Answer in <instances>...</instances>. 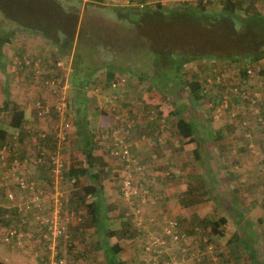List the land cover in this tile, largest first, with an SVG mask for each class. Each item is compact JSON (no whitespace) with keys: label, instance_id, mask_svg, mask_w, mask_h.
<instances>
[{"label":"rangeland","instance_id":"obj_1","mask_svg":"<svg viewBox=\"0 0 264 264\" xmlns=\"http://www.w3.org/2000/svg\"><path fill=\"white\" fill-rule=\"evenodd\" d=\"M83 1L79 4L80 11L76 31L80 29L84 32V30L89 28V25L85 26L84 18L87 14V10L85 12H82ZM105 3L109 2L106 1ZM28 4L29 3L23 1L22 5H19L20 9L27 10ZM208 8L209 7H207L206 9ZM120 10L124 11L125 8L121 7ZM45 11L46 10L44 9L43 13ZM99 11L100 10H98V12ZM22 16L26 19L31 20L34 15L27 11H24L22 12ZM39 16L40 14L38 13V16L35 20H38L41 17ZM111 16H113V14ZM88 18L89 21L97 22L101 20L103 23H106L103 20L102 15L100 14L97 16L96 20L93 19L94 17ZM17 22L18 23H14L12 29L15 26H18V24H20L19 21ZM108 24L111 27H114V30L116 31L119 30V26H121L122 28L132 26V24L128 21H124V18H122V20L117 19L116 21L110 22ZM101 25L103 24L98 23L95 26L97 27ZM159 26H163V24ZM199 26H197L196 24L186 25V23L176 24L175 30H173V34L171 33L169 37H167L168 39H165V42L167 41V45L164 51H167L169 54L172 52V50H167L168 48L171 49L173 47H177L179 49H184L186 47H189L190 43H193L190 45L195 48L198 42L200 40L204 41L208 35L207 31L205 30V27ZM137 27L138 30L136 31H140V33L131 35L136 37L132 42H129V45L127 46L128 49H125V51L119 53L120 56H122L121 58L119 56L118 58L113 59L117 64L120 65V69L116 71L128 74V78L126 77V82L120 85L119 91L115 94L118 96H116V99H114L115 101L113 102V107L115 110L110 109L108 105L107 98L110 93V90L107 89L105 86L102 87L95 85L92 89L88 90V95L89 97L91 96L89 109V120L91 123L90 127L98 133L102 132V130H106L107 127L110 126L109 123L111 121H108L109 118H107V116L112 117V115L115 114L117 115L119 121H122L128 117H131L133 119V126L131 129L130 137V148L132 151H134L132 149L133 146L139 149L140 153H136L137 157L144 158V161L142 163H148V168L152 171V173H155V175L149 173L146 169V166L144 170L153 176V183L157 184L158 189L161 188L160 193L157 196V203L151 206H147L146 208L141 210L139 216L142 217V215L146 212V209L151 211L149 212V215L153 216L152 219L155 218V220H158V216L160 215L174 216L185 231L190 233V231L192 230L193 233L196 231V228L197 231H199L200 233L205 232L209 235L211 234L213 237L220 235L218 234L219 230L216 229V233L215 229L211 228L208 223L214 221L220 215H224L225 217H227L228 221H230L229 215H238L240 212H244V214L248 215L249 219L253 221L252 224L255 225L253 226V229H257L258 231L264 232V161L261 162L263 156L262 151L264 150V144H262V142L264 143V139L262 138V136L264 135V127L259 125L261 128L259 129L258 124L255 122L256 120L260 123H264V118L258 116V105H255L251 109L253 113L251 112V115L248 114L249 116L242 115V111H238V108L235 107L240 106L243 110L249 109L247 105V97L241 96L239 94H234L232 91V88L238 84L236 83L238 81L236 77V64L228 63V66L226 65V67H221L224 71H222L220 76L218 74V80H216L215 78V80L213 79L211 81L207 76L212 74V68H215L213 64L211 62H208L207 59L203 58H198L192 61L190 60L181 67L182 75H180L179 83L176 86H174L171 90L169 88L164 87L160 88V85H154L153 83L151 84L149 82L150 79H148V77H154L155 69L153 62L149 61L144 53H148L147 47L152 48L155 45L162 47L166 43L163 44L157 37L155 25L149 24L148 27H146V24L138 23ZM159 30L160 27L158 31ZM132 33L136 32L132 31ZM12 34L14 36H11V40H8V42L4 43L1 47L0 82L4 84V87L7 88L8 96L10 97V99H12L13 96L16 94L19 95V92L21 91L20 87L22 86V84L24 87L28 85V88H26V90L31 89V92H27L26 94H24L22 101L25 100V97L26 99L29 98V100L25 101L24 108L29 110L28 117L30 118V122H33V125L28 126L30 127L31 133H27V136H21L22 138L19 137V134L17 138H15L16 133H14L11 129L6 130L5 139L11 141L12 145H14V150H9L8 147L6 148V150L2 148L4 149V151L1 149L2 157H0V161L1 163L2 161H4L7 164L8 158L12 156V154H17L16 157L12 161H10V164L4 165L5 171L8 175L13 163H18V170L20 172L21 169H23V172L24 170L27 172V170L35 168L32 165L34 164L33 162L31 163V165H28V163L24 162L25 158H22V156L20 157L19 155L24 154L26 152L28 153V156H30L33 151H37L36 149L32 150V148H34L33 145L38 140V137L36 139L35 135L37 133L50 131V126L48 125L50 119L36 114L35 109L32 106V100L39 99L44 102L52 103L53 100H56L61 96H66V94L68 93L67 83L63 84L64 81H62V83H59L60 86H58L59 79L56 78L57 76L59 77V75L61 74L64 75L65 79L70 73L69 69V71L65 70L67 71L66 73L57 69H52L51 71L45 73L43 77H38V83L34 81L30 82V74L28 70H26V72H28L29 76L24 73L23 70H18L15 67L17 66L16 61L22 54L26 52L25 54L31 55L36 60L38 58H41L42 52L47 53V58H50V60L52 61L56 60L55 58L59 56H61L62 58L67 57H63L62 55H60L55 50V46L49 43L46 39L43 40L46 44L49 43L48 46H50V48L41 50L39 49L40 51H38V45L35 44L34 46L27 43L25 36L30 33H28V31L25 29H21V27L14 28ZM148 35L151 37L149 41L147 39ZM143 36L145 38H143ZM127 37L124 36L123 39ZM199 48L200 51L204 50V48L202 47H198L197 49ZM182 49L181 51H183ZM140 52H142V54H140ZM150 52L151 51H149V53ZM61 57L57 59H61ZM67 59L70 62V58ZM99 59L101 58L97 56L96 62ZM121 59L123 61H121ZM157 62L159 63L160 61L157 60ZM41 65V70L45 71V67L42 62ZM245 65H247V67H251L250 69L252 73L253 70L256 69L253 65H251V63H245ZM125 66H127L128 69L125 68ZM202 68L205 69V73H202V71L200 70ZM104 69V67L99 68L95 72V74H98V76H103ZM129 70H131V74L129 73ZM163 71L164 73L166 72V74L169 75L172 72V69L167 68ZM14 72H16L17 74H15ZM134 72H136L137 74H134ZM228 72L230 74L229 76L227 75ZM144 75H146L147 77L145 78ZM195 75L200 76H196L197 78H206L205 83L203 85L206 91L208 90V87L210 88L213 83L217 85V82L221 81L219 87H211V94L208 95V93H206L205 91H201L202 98L199 100V102L194 108L200 113V116L198 118L200 123H208L215 132H217V128L221 125L228 132V137L226 139L222 138L221 143H227L225 151L228 160L231 163L227 165L226 169L222 171V173L228 174L229 171H231L230 173L234 175L242 174V180L240 178L241 181H238L237 179L235 180L234 177L233 179H230L233 181L231 187L226 186V188H221L222 186H225V179L221 177L222 173L219 175V178L215 180V182L211 181L212 179L210 178H204L203 173H200V178L193 177L192 179H190V175H197L198 170L204 172L207 169V166H210L212 169H214V176H217L220 173L217 169V163L213 162L218 159L217 151L221 150V147H219L220 143L208 145L206 147L197 145L199 157L191 158L192 155L190 153V146L183 147L181 144L176 142L174 134L168 135V131L165 130L172 129L173 131V122L175 121L177 116H172V119L168 122H165V126L160 127V129H154L153 122L152 124H150L153 116L151 118V116L149 115V110L152 109V106L156 103V101H159V103L163 101L161 95H165L163 96L165 97V99L168 98L170 99V101H174L175 105L179 103H184L187 107H190V101L186 96V88L184 81L193 77L195 78ZM257 75L260 78V80L258 81L259 84L257 85V83H254L255 85H249L250 88H243V91L244 94L246 92L256 93L253 95H256L258 97L261 96V98H264V73L262 75L258 74L257 72ZM45 80H47L48 83H43V81ZM53 81L56 82L57 85H53ZM154 86L159 88L160 90L155 88ZM41 91H43L45 95L47 94L49 98H43V96H41ZM34 93H36L35 96ZM225 94L228 96L230 106L228 105L227 108L223 109L220 113H218L217 117H215L214 115V118L212 116L213 104H216L219 95L223 96ZM94 107L96 108L95 113L93 112ZM169 108L170 106L168 105L162 106V113L165 114L169 110ZM234 110L236 111L232 112ZM185 112H191V110L187 108ZM231 112L232 114H230ZM52 114L50 115V118ZM7 117L8 114L1 113L0 120L3 122H7ZM163 118L165 119V117ZM163 118H160L159 122H163L161 120ZM253 118L255 120H253ZM26 119L28 118L26 117ZM70 120H72V118H70ZM241 122L244 126L241 125ZM167 123L169 126L167 125ZM25 125H27V123H25ZM38 125H42L43 128L33 130V126L37 127ZM165 132L167 133V135H165ZM72 137L73 135H71V137L69 138V144L72 140ZM152 137L155 138L156 141H153L154 139ZM131 138L134 139L136 144H131ZM95 146H97V149L99 150L97 151V154L100 155L99 157H101L102 163H105L103 170L108 174V176H106L107 178H103L102 183L103 188L105 189H102L101 191V194L103 195L105 203L107 205V216L109 219L107 226L110 227V229L122 226L126 231V236L135 238L140 245H143L144 242L148 240L149 236L154 233V230L152 229L151 225H148V213L146 214V217L143 215L142 218L144 219H142L140 223H137L135 221L131 209L128 208L127 205L120 200L117 192L116 176L120 173L119 163L116 162L113 157H110V155L106 153L104 154L102 151H100V149L98 148L99 144H95ZM67 151L70 152L71 150L67 149ZM4 154H6V156ZM65 157V163L68 166L72 165L77 167L82 164V160L80 159L77 151L68 153L67 155H65ZM152 158H160L159 163H157L156 161L157 164L153 162L152 164L155 165L150 166L149 164ZM247 161H252V164L247 163ZM208 170L210 169L208 168ZM23 172L21 173L26 177V172L25 174ZM8 178L11 180L10 182L14 187L13 190L9 189V193L13 195L12 198L14 199L15 193L22 194V191L20 190L19 186L13 181L11 176H8ZM62 182L64 183V185ZM62 182L61 184H57V188L62 192L65 211L70 215V220L71 218L73 219V230L70 231L71 241L68 227V230H66L65 232H68L70 242L69 244L63 247L67 261H72V254L75 255L74 258H79V247H81L83 253L87 255L91 254L90 243L93 241L90 239L94 238L95 235L93 232L89 234V232L91 231V229L89 228L91 227V224L89 223V217L86 213L84 205L79 203L78 191H92L94 188L95 181L91 178L80 177L77 182H72V180L70 179H65ZM159 184H161V186ZM41 186L45 190H50V187H48L45 181L42 182ZM171 187L173 188L171 189ZM175 187H181V190ZM240 187H242L244 191L248 190L250 191V193H253L252 197H254L253 199L256 203L251 206V210L247 205L248 202H250V197L247 198L243 196L241 198L240 194L242 193H240ZM53 190L55 189L53 188ZM155 191L158 190L155 189ZM6 194L8 197V191ZM88 195L89 194H87L86 196L87 200L91 198ZM162 195L163 197L161 199ZM188 199H191L188 204L182 203V200L186 201ZM259 199L260 202H258ZM22 200L23 199L21 198L19 200V203ZM167 201H169V203L173 205V208H175L174 210L172 208L163 210L164 207H162L161 204L167 203ZM229 201H231L232 203H230ZM244 205H246L245 209H242L241 211L240 208L244 207ZM226 206H228L229 208H227ZM213 208H219V210L216 209L215 211H212ZM5 210L7 211L6 216H4L5 212L3 210L0 212V219H3L0 221V236H4L5 232L7 233V228L9 226L14 225L16 227V224L20 222L16 219V213L12 212V207H9ZM8 210H11L10 212L12 213L8 212ZM31 223L36 225V223H34L32 219ZM37 226H39L37 231H40V229L43 230L44 235H42V237L47 238L48 235L46 229L43 228V226L41 225ZM230 228V223H227L221 227L223 232L229 231ZM20 230L21 229H17L16 232L18 238L20 237ZM249 230L250 228H247L243 231L246 234H249ZM24 232L25 231L23 229V233ZM124 238L121 239L122 243ZM13 239H15L14 243L18 242L16 236H13ZM211 239L213 240V238ZM41 240L38 242V245L36 244L37 248H41ZM19 241L21 240L19 239ZM2 242L5 243L4 240ZM212 242L209 241V243L213 245L214 249H218L219 245H221L222 243L214 240V245ZM261 242L262 244L264 243V237L261 238ZM21 243L24 242L21 241ZM64 243H66V241H63L60 237H57V247ZM262 244L258 246V252L256 254L259 260V264H264V252ZM18 247H20L19 244ZM44 256L46 255H43V257ZM246 258L247 255L242 254L241 259L243 261L241 264L247 263L245 262Z\"/></svg>","mask_w":264,"mask_h":264},{"label":"trees","instance_id":"obj_2","mask_svg":"<svg viewBox=\"0 0 264 264\" xmlns=\"http://www.w3.org/2000/svg\"><path fill=\"white\" fill-rule=\"evenodd\" d=\"M23 1L29 3L27 10L20 9L19 5H22ZM82 1L83 0H0V56L1 47L4 43H7L8 40H11L13 29L16 27H21V29L27 30L30 34L32 33L34 35L43 37L49 43L55 46V50L60 55L70 58V73L68 75V82L66 80L68 93L65 96L67 105L69 107L67 106L65 116L68 117L69 115V117L72 118L70 122L71 129L74 130V141L72 144H69V138L72 135L69 134L68 143L65 145L67 148L64 147L61 149V152L67 155V149L72 151L77 149L81 152L84 163L83 165L81 164L77 167L72 165L68 166L65 163L64 169L62 171V178L57 182V184H61V182L65 179H70L72 182H77L80 177L91 178L95 181L92 191H78L79 203L84 205L86 213L89 217V223L91 224L90 226L95 228V232H93L94 235H98L101 238V240H99V242L101 241L100 244L96 245V247L100 248L103 253L104 264H119L118 254L123 248L121 239L126 236V231L122 226L112 229L107 226L109 220L107 216V205L103 195L101 194V191L103 189V178H107L106 176H108V174L103 170L105 163H102L101 157L95 155L94 153L96 144L94 137L96 132L90 127L91 123L89 120V109L91 96L89 97L88 90L92 89L95 85L102 87L105 86L110 90L108 96L116 99L117 95L115 94L119 91L120 85L124 84L126 80L124 83L117 85L115 88L111 87L110 80L121 75V72L116 71L120 69V65L117 64L113 59L118 58L120 56V52L128 49L127 46L129 45V42H132L136 37L131 35L140 33V31H136L138 30V23H144L146 24V27H148L149 24L155 25L157 37L163 44L166 43L162 47L157 45L153 46L152 48L147 47L148 53H144L147 59L153 62L155 69L154 77H148L151 84H158L161 86L160 88L164 87L171 90L179 83L180 75H182L181 67L190 60L192 61L198 58H203L211 61L215 67L212 68V74L207 76L206 73V76L211 81L213 79L215 80V78L217 79L218 74L220 76L222 71H224L221 67H226V65L228 66V63H230L236 64L238 78L242 79L239 81V83L240 85H243L244 82H246L245 78L247 75V69L251 68L247 67L245 63H253L264 57V10L259 9L257 0H197L195 5L192 6H182L179 4H176V6H169L170 3H162L157 4L156 6H150L145 3L146 0H128L130 3H135V5L131 3V6L138 7L137 9L139 13H135L134 11H131L130 7L127 5L122 6L125 8L123 11L120 10L121 6L107 4L105 3L106 0H84L82 12L87 10V14L84 19L85 26L89 25V28L83 32L80 29L76 31L80 11L79 4L82 3ZM207 7L209 8L206 9ZM44 9L46 11L43 13ZM98 10L100 11L98 12ZM24 11L34 15L33 18L29 20L23 17L22 12ZM38 13L41 17L39 16L40 18L38 17L39 19L35 20L38 16ZM99 14L102 15L103 20L106 23H103L101 20L97 22L89 21L88 17H94L93 19L96 20ZM112 14L113 16H111ZM122 18H124V21L126 20L131 23L132 26L122 28L118 25L119 30L116 31L114 30V27H111L108 24L110 22L116 21L117 19L122 20ZM17 21H19L20 24L12 29L14 23H18ZM98 23H102L103 25L96 27L95 25ZM178 23L204 26L208 35L204 41L199 39L200 41L195 46V48L190 45L193 43H190L189 47L184 49L181 48L183 51L177 47H173L171 49L168 48L167 50H172V52L168 54L167 51H164L167 45V41L165 42V39H168L167 37H169L171 33L173 34V30H175V26ZM161 24H163V26H159ZM159 27L160 30L158 31ZM132 31H135L136 33H132ZM124 36L130 37L123 39ZM143 38L145 37L143 36ZM150 38L151 37L148 35V41ZM198 47H202L204 50L200 51V48L197 49ZM149 51L151 52L149 53ZM140 54H142V52H140ZM25 55L29 56V54ZM97 56H99L101 59L97 60L96 62ZM121 57L122 56H120V58ZM157 60L160 62L158 63ZM121 61L123 60L121 59ZM239 62L243 63L240 64ZM101 67L105 68L104 73L103 76H98V74H95V72ZM125 68L128 69L127 66H125ZM167 68L172 69V72L169 75L163 71ZM24 70L26 71L27 69ZM200 70L202 73H205L204 68ZM250 72L252 71L250 70ZM45 73V71H42L39 77H43ZM129 73L131 74V70H129ZM263 73L264 69L258 70V74L263 75ZM134 74L137 73L134 72ZM196 76L197 75H195V78L193 77L184 81L186 96L190 101V107H187L184 103L175 105L174 101H170L168 98L165 99V97H163L165 95H161V98L163 99L162 102L159 103V101H156V103L152 106V109L149 110V115L151 118L153 116L150 124L153 122L154 129H160V125H163L166 122L163 117H166L168 114H172V116H177L173 125L178 136L188 142L196 139L194 136L197 133V128L205 125L204 122L200 123L198 119L200 113L194 108L202 98L201 91H205L209 95L211 94V87H219V84H221V81H218L217 85L213 83L206 91L203 86L206 78H197L200 76ZM29 77L30 82L33 81L32 76ZM144 77L146 78L147 76L144 75ZM56 79H60L58 86H60L59 83L65 81L64 75L61 74L59 77L57 76ZM243 93L244 92L242 91L241 87L237 86V90L234 94L244 96ZM4 94V99L0 105V112L6 111L4 114H8V119L7 122L0 120V141H4L5 147H8L9 150L13 151L14 145H12L11 141L5 139L7 130L6 128L11 129L14 133H16L15 138H17L18 134L19 137L27 136V133H31V130L30 127L25 126V122H23V107L20 109L12 100L7 99L8 93L6 87L4 88ZM221 97L222 95H219L216 104L220 103ZM43 98L48 99L49 97L46 94L43 96ZM248 98L249 102L247 105L248 107L250 106V110L253 108L251 107L252 105H258V116L264 118V98L253 95V93H249ZM34 100L35 99L32 101ZM216 104H213L212 113L216 107ZM164 105L170 106L169 110L165 114L162 113V106ZM187 108H189L191 112H185ZM95 111L96 108L94 107L93 112L95 113ZM56 116V113L52 114L48 122L50 131H52V126L57 120ZM160 118H163L161 119L163 122H159ZM253 120L255 119L253 118ZM255 122L258 124V126L260 125L264 127V123H260L256 120ZM207 125L209 124L207 123ZM241 125L244 126L242 122ZM260 126L258 127L259 129H261ZM108 128L109 126L107 129ZM165 130L168 131V135L172 134L170 129ZM39 134L40 133H37L35 135V138L37 139L38 137V140L33 145L34 148H32V150L36 149L37 151H33L35 153L32 152L30 156H28V153L26 152L19 155L20 157L22 156V158L27 159L26 162L28 165H31L33 156L38 153V149H44L45 152L54 149V135L52 133H45V136L40 137ZM206 134L208 135L207 132ZM153 139V141H156L155 138ZM198 142L196 141L195 143ZM1 149L2 144L0 145V157H2ZM194 152L196 154L194 158H198L199 156L197 149H195ZM132 154L135 159V165L142 167L141 173H133L136 178L138 177V179L134 178V181L132 180V184L141 189L143 188L152 190L154 178L151 174L144 170L145 166L142 163L144 158L137 157V155L133 152ZM262 154L263 156L261 162L264 161V150L262 151ZM16 155L12 154V156L8 158L7 164H10V161H12ZM32 165L34 167L45 165L46 174L42 178L47 181L46 184L48 187H53V175L49 170L46 157L44 163H34ZM121 166L122 165L120 164V173H123L124 170ZM130 167L131 171L133 172L132 165ZM204 173L208 176L211 175V171L208 169H206ZM119 174L116 176L117 179L120 177ZM193 177H195V175H190V179ZM197 178H199V176H197ZM34 187L36 189H43L39 182H36ZM86 193L91 197L89 200L86 199ZM118 195L120 196L119 190ZM155 195L158 196L159 192L155 191ZM22 196V199L26 200L27 196L24 191H22ZM190 201L191 199L186 201L182 200V203L188 204ZM62 204L64 206V201ZM126 205L129 208L127 203ZM24 218L25 217L23 216L22 219ZM226 221L227 218L221 215L216 220L208 224L216 231L217 226L224 224ZM244 221L246 224L249 222V220L246 218ZM13 227L19 229L14 225H11L7 228V231ZM240 236L241 235H239L238 232H234L227 238L226 245L233 258H237L239 255V243H242L243 247H247V245L244 243V239ZM48 240L49 239L46 238L47 247ZM108 241L110 242L108 243ZM69 242L68 236L66 243L61 244L59 247H57L55 244L56 257H66L63 246L69 244ZM198 247L201 249L200 244ZM243 251L246 252V254L249 252V250L246 248H244ZM47 253L42 254L41 260L44 258L45 262H49ZM43 255L46 256L43 257ZM206 257L207 254L204 253V255H202V260L204 261ZM218 257L223 264H226L223 261L222 256L218 255ZM249 257V264H258L254 260L253 253H250ZM70 264H74V262L70 261ZM196 264H198V262H196Z\"/></svg>","mask_w":264,"mask_h":264},{"label":"built area","instance_id":"obj_3","mask_svg":"<svg viewBox=\"0 0 264 264\" xmlns=\"http://www.w3.org/2000/svg\"><path fill=\"white\" fill-rule=\"evenodd\" d=\"M16 65L15 67L18 70L27 69L31 73L33 81L36 83L39 82L38 77L41 69L38 59H34L31 55H23L18 58ZM55 67L66 73L70 70L69 60L67 58H61L55 62ZM247 73H250V69H247ZM125 80L126 77L121 74L111 79L110 85L115 88L117 85L124 83ZM43 83H48V81L45 80ZM107 99L110 109L114 110L113 102L115 100L113 97L109 96ZM32 106L37 115L48 119H50L52 113L57 114V120L52 126V131L48 132L54 135V149L45 152L44 149L40 148L38 149V153L33 156L32 160L33 163H41L43 158L46 157L49 170L53 175V187H51L50 190L36 189L34 187L36 182L19 176L16 171V166L13 165L10 168L11 175L21 188V191H24L27 196L26 200H22L20 203L16 204V209L21 216H28L46 229L47 238L49 239L48 248L51 252L49 264H70L66 257H56L55 249L57 237H60L63 241L67 240L68 232L65 231L68 230L70 222V215L65 211L62 204L64 201L62 192L57 188V182L62 178V171L66 158L61 152V149L64 147L67 148L65 145L68 143L69 134H71V120L69 115L68 117L65 116L68 105L65 96H61L52 103L44 102L39 99L34 100ZM220 106H225V101H222ZM132 126L133 119L131 117L119 121L117 115H115L114 124L106 131L98 133L95 140L100 145L103 152L113 157L122 165L121 167L124 172L119 174L118 190L122 200L126 202L131 209L135 221L140 223V221L144 219L142 218L143 215L146 217L147 214V212H145L142 217H140V211L147 206L157 203V196L151 189H141L132 184V180L134 181V178H136L133 173L139 174L142 172V167L135 165V159L132 156L133 154L130 148ZM45 133L46 132H42L39 136L43 137ZM131 165L133 167V172L131 171ZM136 179H138V177ZM53 188L55 190H53ZM8 197L12 199L11 194H8ZM152 218L153 216L148 213V221L152 224L154 233L149 236L148 240L145 241L143 245H141L142 251L146 255L145 264H183L190 259L198 262V264H223L216 256H208V253L212 254L215 249L213 245L209 243L205 234L200 235L199 239L203 242L207 253L204 249L203 251L199 249L198 246L200 243L195 239L197 236L183 230L176 218L164 215L158 216V220ZM195 230L199 232L196 228ZM8 236H16V239H18V235L14 229L8 231ZM204 253L207 254V257L203 261L202 255H204Z\"/></svg>","mask_w":264,"mask_h":264},{"label":"crops","instance_id":"obj_4","mask_svg":"<svg viewBox=\"0 0 264 264\" xmlns=\"http://www.w3.org/2000/svg\"><path fill=\"white\" fill-rule=\"evenodd\" d=\"M106 1L109 2L107 4L115 5V6H121V7L125 6V5H127L129 7L132 4L135 5V3L131 2L132 3L131 4L130 2H128V0H106ZM196 1L197 0H146L145 3L150 5V6H152V5L156 6L157 4H162V3H170L169 6H176V4H179V5H182V6H184V5L192 6V5H195ZM210 1H216V0H210ZM257 4H259V9L264 10V0H257ZM25 38H26L28 44H31V45H34V46H35V44L38 45V47H37L38 51H40L41 49L50 48V46H48L49 43L46 44L45 41L43 40L44 38L39 36V35H34V34L32 35V33H31V34H27L25 36ZM46 55H47V53L42 52V56L41 57L47 59ZM208 62H211V61H208ZM239 63L242 64L243 62H239ZM251 65H253L256 69L253 70V73L251 72L250 74L246 75V78H245L246 82H244V84H243V87L245 89L246 88H250L249 85H255L254 83H257V85L259 84L258 81L260 80V78L258 77L257 72H258L259 69H264V57L261 58L260 60L256 61V62L251 63ZM23 72L26 73L29 76L28 72H26L24 69H23ZM14 73L17 74L16 72H14ZM121 74H124V73L121 72ZM227 75L228 76L230 75L229 72H228ZM124 76L128 78V74H124ZM236 77L238 79V81L236 83H238L239 81L242 80L241 78H238V74H237ZM66 80H68V77L65 78V81ZM216 80H218V79H216ZM0 85H1L0 86V105H1L2 101L4 99V95H5V94L3 95V91H4L5 87H4V84H2L1 82H0ZM26 88H28V85L24 87L23 84H22V86L20 87L21 91L19 92V95L18 94L14 95L12 99H10V97L7 96V99L12 100L13 102H15V104H17L20 109H21V107H23L22 108L23 114H24L23 122L27 123V125H25V126H29V125H33V122L31 123L30 122V118L28 117L29 110L24 108L25 107V101L29 100V98L26 99V97H25V100L22 101L23 95L26 94L27 92H31V89H29V90L27 89L26 90ZM31 88H33V87H31ZM41 92H42L41 96H45V93L43 91H41ZM253 94H256V93H253ZM35 95H36V93H34V96ZM34 96H32V97H34ZM260 98H261V96H260ZM21 102H23L24 105ZM235 107L238 108V111L239 110L242 111V115H244V116H249L248 114L251 115V112L249 110H243V109H241L240 106H238V107L235 106ZM235 111L236 110H234L232 112H235ZM5 112L6 111H1L0 114L1 113L4 114ZM232 112L230 114H232ZM113 115H112V117L111 116H107V118H109L108 121H111L109 123L110 126H112L114 124V121H115V114H113ZM26 117L28 119H26ZM171 119H172V114H170V115L168 114L165 117L166 122H168ZM230 121H231V119H230ZM43 124H45V123H43ZM216 124H218V123H216ZM167 125H168V123H167ZM163 126H165V124L160 125V127H163ZM216 126H218V125H216ZM42 128H43L42 125H38L37 127L33 126V130L42 129ZM6 129H8V128H6ZM170 131H171L172 134H174V137H175V140H176L177 143L181 144L183 147L190 146V153L192 155L191 158H194L195 155H196L194 150L197 149L196 148L197 144H198V146H205L206 147L208 145L220 143L219 147H221V150L217 151L218 159H216L215 161L211 160V161L217 163L216 164L217 165V169L219 170L220 173L217 176H214L213 175L214 169H212L210 166H207L206 168L207 169L209 168L211 170V175L208 176L204 172L198 170L197 171V175L199 176V178L201 176L200 173H203L204 178H210V179H212L211 181L215 182V180H217L219 178V175L222 173V171H224L226 169L227 165H229L231 163L228 160V157H227L226 151H225V149L227 147V143L224 142V141H223L224 143H221L222 138L226 139L228 137V132L221 125L217 128V132L213 131L211 126L207 125V124L198 127L197 128V133L194 136L196 139H194L193 141H189V142L185 141V139L183 140V138L181 139L178 136V134L175 131L174 125H173V131H172V129H170ZM95 132H96V134L98 133L97 131H95ZM206 132L208 133V135L206 134ZM230 132H232V131H230ZM71 134L73 135V137H72V140H71L70 144H72L73 141H74V130L73 129H71ZM165 135H167L166 132H165ZM263 136H262V138L264 139ZM94 138H96V135H95ZM196 141L197 142L199 141V142L195 143ZM1 144H2V148H4L6 150L4 141L3 142L0 141V145ZM96 144H98V143L96 142ZM131 144H136L134 139H132V138H131ZM262 144H264V143L262 142ZM98 148L100 149V151H102V148L100 147V145L98 146ZM4 149H2V150L4 151ZM132 149L134 151H132V150L131 151L134 152L135 154L136 153L137 154L140 153L139 149H137L136 147L133 146ZM75 151L78 152V155H79L80 159L82 160V165H83L84 159H83V156H82V154H81V152L79 150L75 149L73 151L71 150L70 152H68V151L67 152L68 153H72V152H75ZM97 151H99V150L97 149V146H95L94 153H95V155L100 156V155L97 154ZM103 153L105 154V152H103ZM4 155L6 156V154H4ZM156 161H157V163H159L160 158H157V159L156 158H152L150 160V164L149 165L150 166H154L155 164H157ZM116 162H117V160H116ZM153 162H155V164H152ZM247 163L252 164V161H247ZM5 164H6V162L2 161V163H1V161H0V212L3 210L5 212L4 216H6L7 215V211L5 209H7L9 207H12V210H13L12 212L16 213V219L20 221L19 223L16 224V227L21 229L20 230L21 232L19 234L20 237L17 240L20 239L24 243H21V241H18L17 243H14L15 239H13V237H9L8 236V231H7V233L5 232L4 236L1 235L0 236V264H49L50 257H51V252H50V249L46 246V238L42 237V235H44V231L41 230V229H40V231H37V229L39 228V226H37V225H39V224H37L35 221H34V223H36V225L31 223V218H28V217H25V219H22V216L20 215V213L16 209V204L19 203V200L23 197L22 194L21 193L20 194L15 193L14 199L13 198L10 199V198L7 197V194H6L7 191H8V194H10L9 193V189L13 190L14 187L12 186V183L10 182L11 180L8 178L9 175L5 171V166H4ZM241 164H243V163H241ZM144 166H146V169H147V171L149 173L155 175V173H152V171L148 168V163L144 164ZM233 167H232V169H233ZM22 170L23 169H21V172H23ZM240 170H242V169H240ZM25 172L26 171L24 170L23 173L25 174ZM230 172L231 171H229L228 174L222 173L221 177H223L225 179V181H224L225 186H222V187L220 186L221 188H226V186L231 187L232 186L231 184H232L233 181L230 180V179H233V177H234L235 180L236 179L238 181L242 180V174L234 175V174H231ZM45 174H46L45 165L44 166H35V168H32L31 170L30 169L27 170V172H26L27 176L26 177L36 181L37 183L39 182V184L42 185V182H44V181H45V183H47V181L42 178V177L45 176ZM197 175H195L196 178H197ZM240 178H241V180H240ZM118 183H119V179H117V192H118ZM159 185L161 186V184H159ZM154 187L160 193L161 188L158 189L157 184H154V183H153V188H152L153 193H155ZM172 188L173 187H171V189ZM175 188H179V190H181V187H175ZM103 189H105V188H103ZM239 190H241L240 193H242V194H240L241 198L243 196H245L247 198L250 197V202H248L247 205L249 206V209L251 210V206L256 203L254 201V199H253L254 197H252L253 193H250V191H248V190L244 191L242 189V187H240ZM12 197H13V195H12ZM162 197H163V195L161 196V199H162ZM119 198L124 204H126L121 199V196H119ZM229 202L232 203L231 201H229ZM258 202H260V199H259ZM226 204H228V203H226ZM161 205H162V207H164L163 210H167L168 208H170V209L172 208L173 210L175 209V208H173V205H171L169 203V201H167V203H162ZM224 206H225V204H224ZM245 206L246 205H244V207L240 208L241 211H242V209H245ZM226 207L229 208L228 206H226ZM232 208H233V206H232ZM216 209L219 210V208H216ZM216 209L213 208L212 211H215ZM10 211L11 210H8V212H10ZM12 212H10V213H12ZM146 212L149 213L151 211L146 210ZM132 217H133V215H132ZM171 217H174V216H171ZM174 218H176V217H174ZM245 218L249 220L248 224L245 223V221H244ZM1 220H3V219H0V221ZM27 220H29V221H27ZM72 220L73 219L71 218V220H70L71 223L69 222L70 224L68 226L69 227L70 241H71L70 231L73 230V221ZM229 220L230 221H228V219H227V221L224 224H221V225L217 226L216 229L219 230V232H218V234H220L219 236H213L212 237L211 234L209 235V234H207L205 232L203 233L202 231H201L202 233L196 232V231L192 233V230H191L190 233L194 234L195 236H197V237H195V239H197V242L200 243L201 250L203 251V249H204V251L206 253H207V251L205 250L203 242H201L200 239H199L200 235L205 234L207 236V238H208V241H210V242L213 241L212 242L213 244H214V240H216L218 242H222L221 245H219V248H218L219 250L217 248H215V251H213L212 254L208 253V256L214 255V256H216L219 259V257H218V255H219V256H222L223 261L226 264H241L242 261H243L241 259V256H242V254H245V255H247V258H246L245 262H247L246 264H249V261H248V259L250 258L249 254L253 253L254 254V260L259 264V260H258V257H257L256 254L258 252V246L260 244H262L261 238L264 237V232L258 231L257 229L254 230L253 226H255V225L252 224L253 221H251V219H249L248 215L244 214V212H240L238 215H229ZM227 223H230L231 228H230L229 231H224L223 232L221 227L224 226ZM148 225H151V227H152V224L150 222L148 223ZM89 228L91 229L89 234H91V232H95V228L94 227L91 226ZM181 228L183 229L182 226H181ZM247 228L248 229L250 228L249 234H246L243 231L244 229H247ZM12 229H14V231L17 232L16 228L13 227ZM23 229L25 231L24 233H23ZM234 232H238L239 235H241L240 237L244 239V243L247 245V247H243V244L239 243V245H238L239 246L238 247L239 255L237 256V258H233L231 256V254H230V252H229V250L227 248V245H226L227 244V238ZM40 237L42 238V240H41ZM211 238H213V240ZM3 240L7 244L2 242ZM40 240H41V244H40L41 248H37L36 244L38 245V242ZM90 240L93 241V242L90 243V252H91V254L87 255V254L83 253L81 247H79V258H77V259L74 258L75 255L72 254V258H73L72 261L74 262V264H104L103 253H102L100 248L96 247V245L100 244L101 241L99 242V240H101V238L97 235V236H95L94 238H92ZM84 241H85V239H84ZM109 242L110 241H108V243ZM15 244H17V245H15ZM18 244L20 245V247H18ZM123 245H124L123 248L120 250V252L118 254V261H119L118 263L119 264H145L146 255L142 251V248H141L140 244L137 242V240L135 238L130 237V236H126L124 238V240H123ZM262 247H263V252H264V243L262 244ZM244 248L249 250L248 254H246V252L243 251ZM47 251H48V253H47ZM43 253H47V257L49 259V262L48 261L45 262L44 258L41 260V257H42ZM183 264H196V262L192 261L190 259V260H188L187 262H185Z\"/></svg>","mask_w":264,"mask_h":264},{"label":"bare ground","instance_id":"obj_5","mask_svg":"<svg viewBox=\"0 0 264 264\" xmlns=\"http://www.w3.org/2000/svg\"><path fill=\"white\" fill-rule=\"evenodd\" d=\"M59 57H61V56H59ZM59 57H57V58H59ZM46 58H47V56H46ZM57 58H55L56 60H50V58H47V59H45V58H43V57H41V58H38V60H39V65H40V69L42 68V65H41V62L44 64V67H45V72L47 73V72H49V71H51L52 69H56V67H55V62L57 61V60H59V59H57ZM62 58V57H61ZM58 70V69H57ZM61 71V70H60ZM41 72H42V70H41ZM40 72V73H41ZM30 74V73H29ZM30 76H31V74H30ZM54 82V81H53ZM59 82V81H58ZM67 82H68V80H67ZM66 81H64L63 82V84L65 83H67ZM53 85H57L56 84V82H54L53 83ZM49 132V131H48ZM47 131H46V133H48ZM27 161V159H24V162H26ZM44 161H45V157L43 158V160H42V162L41 163H44ZM14 162H16V161H14ZM13 165L14 166H16V171H17V173H18V175L19 176H21V177H23L24 179H28L27 177H25L19 170H18V163H13ZM12 165V166H13ZM9 176H11L12 177V175H11V170L9 171ZM12 179H13V177H12ZM28 180H31V179H28ZM13 181L17 184V182L13 179ZM31 181H33V180H31ZM18 185V184H17ZM20 188V187H19ZM21 189V188H20Z\"/></svg>","mask_w":264,"mask_h":264},{"label":"clouds","instance_id":"obj_6","mask_svg":"<svg viewBox=\"0 0 264 264\" xmlns=\"http://www.w3.org/2000/svg\"><path fill=\"white\" fill-rule=\"evenodd\" d=\"M251 70V69H250ZM247 74H250V73H247ZM237 86H239V87H241V89H242V91H243V85H240V83L238 82V84L237 85H235L233 88H232V91H233V93H235L236 92V90H237ZM244 92V91H243ZM243 95L245 96V97H247V104H248V102H249V98H248V93L246 92L245 94L243 93ZM222 101H225V106H220L221 104H222ZM228 105L230 106V104H229V100H228V96L225 94V95H223L222 97H221V100H220V103L219 104H217L216 105V107H215V109H214V111H213V113H212V116L214 117V115H215V117H217V114L218 113H220L223 109H225V108H227L228 107ZM255 105H252L251 107H254ZM217 108H218V110H217ZM250 112H252V110H250V106H249V109H248ZM253 113V112H252ZM214 117V118H215ZM146 210H148V209H146ZM23 217V216H22ZM179 225H180V223H179ZM181 227V226H180ZM184 230V229H183Z\"/></svg>","mask_w":264,"mask_h":264},{"label":"water","instance_id":"obj_7","mask_svg":"<svg viewBox=\"0 0 264 264\" xmlns=\"http://www.w3.org/2000/svg\"><path fill=\"white\" fill-rule=\"evenodd\" d=\"M137 8H138L137 6H130L131 11H134L135 13H139Z\"/></svg>","mask_w":264,"mask_h":264}]
</instances>
